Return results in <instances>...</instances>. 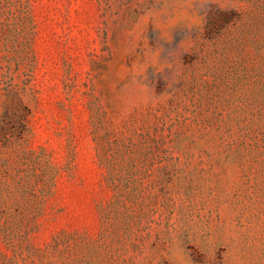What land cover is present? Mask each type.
Returning <instances> with one entry per match:
<instances>
[{
	"label": "rangeland",
	"instance_id": "374dc122",
	"mask_svg": "<svg viewBox=\"0 0 264 264\" xmlns=\"http://www.w3.org/2000/svg\"><path fill=\"white\" fill-rule=\"evenodd\" d=\"M0 264H264V0H0Z\"/></svg>",
	"mask_w": 264,
	"mask_h": 264
}]
</instances>
